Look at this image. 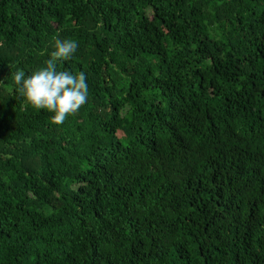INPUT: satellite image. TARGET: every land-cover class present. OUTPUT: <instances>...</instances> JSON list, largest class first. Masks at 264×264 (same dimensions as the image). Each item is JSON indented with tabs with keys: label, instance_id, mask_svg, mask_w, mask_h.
I'll use <instances>...</instances> for the list:
<instances>
[{
	"label": "trees",
	"instance_id": "16d2710c",
	"mask_svg": "<svg viewBox=\"0 0 264 264\" xmlns=\"http://www.w3.org/2000/svg\"><path fill=\"white\" fill-rule=\"evenodd\" d=\"M0 264H264V0H0Z\"/></svg>",
	"mask_w": 264,
	"mask_h": 264
},
{
	"label": "clouds",
	"instance_id": "9594fccd",
	"mask_svg": "<svg viewBox=\"0 0 264 264\" xmlns=\"http://www.w3.org/2000/svg\"><path fill=\"white\" fill-rule=\"evenodd\" d=\"M78 47L76 40L57 38L45 67L31 74L17 69L13 74L19 94L34 108L53 113L52 121L57 125L76 114L88 101L89 85L85 73L57 70L58 61L72 59Z\"/></svg>",
	"mask_w": 264,
	"mask_h": 264
}]
</instances>
